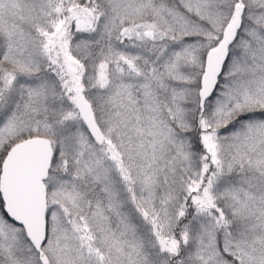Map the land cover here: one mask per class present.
Masks as SVG:
<instances>
[{
  "label": "snow or ice",
  "instance_id": "1",
  "mask_svg": "<svg viewBox=\"0 0 264 264\" xmlns=\"http://www.w3.org/2000/svg\"><path fill=\"white\" fill-rule=\"evenodd\" d=\"M0 264H264V0H0Z\"/></svg>",
  "mask_w": 264,
  "mask_h": 264
}]
</instances>
